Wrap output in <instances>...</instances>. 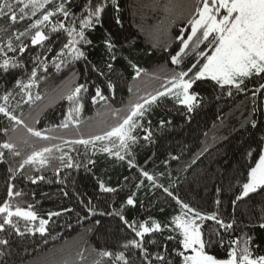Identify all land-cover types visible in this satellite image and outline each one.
Masks as SVG:
<instances>
[{
    "label": "trees",
    "instance_id": "16d2710c",
    "mask_svg": "<svg viewBox=\"0 0 264 264\" xmlns=\"http://www.w3.org/2000/svg\"><path fill=\"white\" fill-rule=\"evenodd\" d=\"M59 2L51 0L36 17L14 25L8 17H0V46H5L7 51L9 37L17 45L19 41L13 33L25 31L44 10L54 9ZM83 3L84 0H69L66 6L79 12ZM116 4L118 12L112 0H107L102 24L86 30L85 34L92 41L84 49L87 63L78 61L57 71L55 63L62 58H57V53L67 43L68 37L66 34H53V42H45L53 51L41 57L36 82L30 89L22 92L15 86L17 79L28 82L33 67H36L31 57L43 50L39 45L33 48L30 38H22L30 49L24 55V60L28 61L25 65L27 71L10 70L7 75L0 71V97L11 90L8 110L23 121L22 124H15L0 113V144L11 142L15 146L11 151L0 148L4 154L0 160V205L6 200L13 210L16 206L26 209L32 205L38 218L49 220L47 231L41 236L39 232L27 231L34 225L30 223L26 226L23 219L13 217L14 221L18 220L19 229L24 234L17 235L11 228L0 232V239L9 240L7 248L0 246V251L7 253L0 257V264H94L101 259L100 250L123 251V243L139 238L122 225L118 217L100 215L118 210L122 204L130 223L148 221L151 226L155 220L162 225L160 232L145 236V246L149 251L156 252L163 251L166 244L169 259L174 264H181V257L176 254L182 250L179 246L181 237L179 230H174L173 218L185 209L173 197L205 217L197 222L201 224L204 238L208 239L211 234V239L216 241L206 249L210 255L226 259L230 247L235 246L230 242L240 238L243 246L242 241L248 237L251 238L249 248L253 255H264V229L259 227L264 222V192L258 190L237 201L235 206L232 204L264 148V90L253 96V92L264 83V78L253 75L246 80L247 90L237 93L232 89V96L227 95L228 86L221 89L211 80L197 81L190 89L199 93V105L192 113L172 98H159L143 118H136L138 126L133 134L137 136V143L132 146V156H125L124 160L101 150L107 146L113 152L117 151L111 140L97 141L95 148L92 145L86 148L84 145L63 143V140L103 135L122 122L132 105L142 102V98L150 94L163 91L164 87H170L167 80L174 72L186 71L211 54L209 41H204L196 50H202L204 55H195L193 46L197 38L194 37L186 49L187 55L181 54V63H171V55H175L181 46L176 37L183 32L186 38L191 32L189 21L198 17L195 13L197 0H116ZM57 18L63 19L62 15L54 16L52 22L55 23ZM197 36L202 38V31ZM106 39L115 45V62L110 60L104 43ZM16 55L19 58L18 52ZM110 62L115 68L109 77L114 84L111 91L106 87L105 78L92 71V65H96L107 73L106 65ZM132 64L143 70L139 77H136ZM81 83H87L89 92L82 94L79 124H70L67 129L54 128L45 133L62 139L42 140L27 131L28 127L45 130L59 125L70 107L63 97ZM97 85L101 86L107 99L93 104L91 97ZM29 92L33 97L31 101H28ZM37 95L40 97L38 100L35 99ZM4 103L0 99V104ZM252 119L257 121L255 128L251 126ZM162 120L165 122L163 128ZM144 128H150L151 142L143 139L146 135ZM53 144L60 145L61 151L46 154L47 164H25L20 169V164L33 151ZM14 151L20 154L13 155ZM64 153L71 156L74 162L87 167L65 168L67 156L63 163L60 159ZM121 155L124 153L121 152ZM88 159L95 164H87ZM130 159L137 167H129ZM9 169H12L11 173ZM58 169L59 177L56 175ZM140 169L153 175L155 183L163 187H153L152 182L141 175ZM41 175L44 180H37L35 184L31 182L32 178ZM58 179L65 182L58 183ZM100 181L117 191L101 193ZM9 184H13L14 190L22 195L9 197ZM137 184L141 186L137 188ZM163 188H168L173 196H168ZM133 193L135 207L125 204L127 197ZM89 200L95 205V215H89L85 207ZM49 212L61 214L49 218ZM213 214L215 220L208 218ZM2 216L0 214V219ZM217 220L232 223L233 227L221 228ZM97 221H100L99 225ZM169 236L174 239L168 240ZM152 240L156 241V245L149 243ZM103 264H113V261L103 258ZM136 264H139L138 260Z\"/></svg>",
    "mask_w": 264,
    "mask_h": 264
},
{
    "label": "snow or ice",
    "instance_id": "6c2138e0",
    "mask_svg": "<svg viewBox=\"0 0 264 264\" xmlns=\"http://www.w3.org/2000/svg\"><path fill=\"white\" fill-rule=\"evenodd\" d=\"M51 0H0V17H8L11 24L22 22L25 19H32L37 16V13L42 9H45V5L49 4ZM113 6L116 7L117 12L119 7L116 4V0H112ZM69 0H60L58 4L52 10H44L39 18L35 19L28 28L22 32H14L16 40L19 41L17 45H14L12 37H9L5 46H0V71L7 75L10 70L24 69L27 71L25 65L28 61L24 60V55L29 51V44L25 43L22 38H30V44L34 48L39 45L43 49L35 56L31 57V60L35 63L36 67H33L28 82L24 83L21 79L15 81V86L19 87L23 92L30 89L36 82L37 67H39L41 57L47 53L52 52V47L48 46L45 42H53V34H66L68 37L67 43H64L57 53V58H61L59 63H55V68L59 71L62 66L73 65L78 61H84L87 63V53L84 49L92 44V41L85 34L86 30L95 29L97 25H101L103 22V14L107 8V0H84V3L79 12H76L66 5ZM223 10V12L221 11ZM195 13L198 18H194L189 21L191 25V32L187 34L186 38L184 33L181 32L180 36L176 39L180 41L179 51L175 55H171V63L173 65H179L181 63V54L186 53V49L190 47L189 42L193 41L196 37V43L193 46L194 54L203 56L202 50L196 51L199 48V44L204 41H209V46L212 48L211 54L205 56L202 63H194L186 71L180 70L174 72L173 75L167 80V84L170 87H164L163 91H157L155 94L142 98V102H137L132 105L129 114L119 123L117 126L111 128V130L105 132L103 135L90 136L89 138H80L75 140H63L64 144L68 145H84L86 148L92 145L95 148L97 141L111 140L113 147L117 151L107 146L101 150L108 153L110 156L115 155L117 159L124 160L125 156H132V146L137 143V136L134 135V129L138 126V120L136 118H143L146 112L150 109L152 104L157 103L159 98L164 96H173L180 105L187 108L188 113H192L199 105L198 96L199 93L190 91L197 81L208 79L218 85L221 89L225 86L229 87L227 95L232 96L235 89L237 93H243L247 90L246 80L250 79L253 75L264 78V0H197ZM62 15L63 19L57 18L55 23L52 22V17ZM117 23L119 20L117 19ZM78 25V27H77ZM50 26V27H49ZM202 31V38L198 37V32ZM106 48L110 53V60L115 62L116 55L114 54L115 45L110 39L104 41ZM17 52L19 58H17ZM67 52V56L65 53ZM8 53H13L9 56ZM70 57V59L68 58ZM135 70L136 77H139L142 69L138 68L135 64L131 65ZM107 73L102 69L92 65V71L97 72L100 76H103L107 81L106 87L109 91L114 88V84L109 77L115 72L114 63L110 62L106 65ZM46 71V69H45ZM43 79V77H41ZM264 90V83H261L259 87L253 92V96L257 92ZM89 92L87 83L78 84L74 90L69 92L64 99L69 102V111L64 120L59 125H54L52 128L45 130H37L33 127H28L27 131L34 137L42 140L62 139L60 137H54L46 135V132L53 131L54 128L67 129L70 124H79L80 109L82 107V94ZM12 96L11 90L7 91L3 97H0L5 103L0 104V113L5 117L14 121L15 124H22L23 121L15 116L8 110L7 102ZM33 97L31 93L28 94V101H31ZM35 99H40L39 95ZM106 96L103 93L101 86L95 87V94L92 95L91 101L96 104L98 101H106ZM27 102V101H26ZM190 118V117H189ZM151 123L150 121L148 122ZM161 127L163 128L165 122L162 120ZM168 123H171L169 121ZM143 127V125H139ZM251 126L257 127V121L251 120ZM146 135L143 139L151 142L152 132L150 128H144ZM5 132L7 130L5 129ZM114 138V139H113ZM118 141V143H117ZM14 144L11 142H4L0 144V148L13 150ZM61 151V146L53 144L50 147L41 148L39 151H33L21 164L20 169L25 164L39 163L44 166L48 163L47 155H50L53 151ZM70 150H75L70 148ZM121 152L124 155H121ZM19 152H13V155H19ZM3 152H0V160L3 158ZM67 153H64L60 159L63 163L64 157ZM176 157H173L175 159ZM129 167H137L130 159L128 161ZM87 164L94 165L95 161L88 159ZM80 168L87 167V165L74 162L71 156H67V163L64 164L65 168ZM19 171V169H17ZM12 172V169H9ZM141 175L148 181L152 182L153 187H163L155 183V177L150 175L147 171L140 169ZM57 177L60 176V170L56 171ZM13 177H10V179ZM43 175L32 178L33 184L37 183V180H44ZM66 179V178H65ZM127 179V178H125ZM58 183H64L65 180H59ZM142 183V182H141ZM141 184H137L139 188ZM99 189L101 193H115L117 190L112 187H107L103 181L99 182ZM259 191L264 192V151L261 152L259 160L255 167H252L248 173V180L242 186L241 193L232 201L233 206L237 204V201H241L248 197L252 193ZM163 191L168 196H173V193L168 188H163ZM21 192L14 190V185H8V196H21ZM64 195L68 193L65 191ZM135 193L127 197L125 204L135 207L136 201L134 199ZM178 204H181L182 209H186L187 212L182 215L176 216L173 219L175 225L174 230H179V246L182 249L176 252L181 257V264H264V255H253V252L249 248L250 237L245 238L242 241L241 246L240 238L232 240L227 258L218 259L214 255H210L207 248H210L216 241L211 239V234L208 239L204 238L201 224L198 220H204L205 217L196 209L191 208L188 204L182 203L178 198ZM83 203V200H81ZM219 203V202H218ZM88 209L89 215H95V205L89 200L88 205H85ZM33 206L28 205L27 208L16 206L13 210L12 205L6 200L3 205H0V214H3L0 219V232H7L8 228L15 230L17 235H23L18 226V220L14 221L13 217L23 219L27 224L34 222L38 219L37 213L32 210ZM65 211H71V209H65ZM60 212H49L48 216H59ZM190 214V215H189ZM100 215H108L118 217L122 225L130 229L135 237L127 240L121 245L123 251L113 252L110 250H100L98 259L94 264H103V258H108L113 261V264H174L169 259V253L167 245H164L163 251L151 252L145 246V236L162 230V225L153 220L151 226L148 221L142 222H129L125 216V206L121 205L120 209L113 212H102ZM210 219L215 220V214ZM221 228L231 229L232 223L225 224L222 220L216 221ZM49 220L40 218L38 228H27L28 232H39L41 236L47 231L46 225ZM99 225L100 221L96 222ZM7 226V227H6ZM163 227H167L164 225ZM259 227L264 229V222L259 224ZM11 233H9L10 235ZM219 236V233H217ZM168 240L174 239V237H167ZM149 243L156 245V241L152 240ZM222 244V239L220 240ZM0 246L7 248L9 246V240L7 238L0 239ZM158 247V246H157ZM129 250L131 254L129 255ZM175 251V250H173ZM187 253V254H186ZM7 255L5 251H0V257ZM6 264V262H3Z\"/></svg>",
    "mask_w": 264,
    "mask_h": 264
},
{
    "label": "rangeland",
    "instance_id": "374dc122",
    "mask_svg": "<svg viewBox=\"0 0 264 264\" xmlns=\"http://www.w3.org/2000/svg\"><path fill=\"white\" fill-rule=\"evenodd\" d=\"M198 18V17H197ZM167 97H169V98H172V99H174L175 101H177L173 96H167ZM263 151H264V149H263ZM185 212H187V210L185 209V210H183L179 215H182L183 213H185ZM179 215H177V216H179ZM190 215V214H189ZM176 217V216H175ZM39 219L40 218H38L36 221H34V222H31V224L32 225H34L32 228H35V226L38 228L39 227ZM174 219V218H173ZM187 254V253H186Z\"/></svg>",
    "mask_w": 264,
    "mask_h": 264
},
{
    "label": "crops",
    "instance_id": "0c3cea01",
    "mask_svg": "<svg viewBox=\"0 0 264 264\" xmlns=\"http://www.w3.org/2000/svg\"><path fill=\"white\" fill-rule=\"evenodd\" d=\"M264 149V148H263Z\"/></svg>",
    "mask_w": 264,
    "mask_h": 264
}]
</instances>
